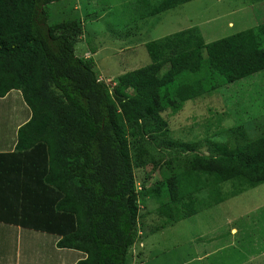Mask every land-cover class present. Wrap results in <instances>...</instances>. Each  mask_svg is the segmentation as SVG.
Returning <instances> with one entry per match:
<instances>
[{
  "label": "trees",
  "instance_id": "obj_1",
  "mask_svg": "<svg viewBox=\"0 0 264 264\" xmlns=\"http://www.w3.org/2000/svg\"><path fill=\"white\" fill-rule=\"evenodd\" d=\"M58 1L0 0V106L22 99L31 113L0 152V224L56 237L84 255L75 264H131L147 200L164 229L223 202L225 182L264 183V131L246 128L264 120V23L210 43L198 27L148 42L151 63L110 86L92 56L75 54L83 21L48 22ZM189 1L139 0L147 18ZM212 97L225 115L235 108L234 124L217 113L200 135L174 136L170 118ZM147 165L162 178H138Z\"/></svg>",
  "mask_w": 264,
  "mask_h": 264
},
{
  "label": "rangeland",
  "instance_id": "obj_2",
  "mask_svg": "<svg viewBox=\"0 0 264 264\" xmlns=\"http://www.w3.org/2000/svg\"><path fill=\"white\" fill-rule=\"evenodd\" d=\"M158 1L151 0L152 3ZM145 11L148 7L139 0H60L50 5L48 22L83 21L84 33L75 46V54L92 56L101 78L110 86L118 76L151 63L146 49L148 42L198 27L205 41L210 43L264 23V0L256 4L253 0H191L158 18L142 16ZM194 102L188 101L182 113L170 118L174 136L188 140L191 136L182 133L185 126H194V134L200 135L205 123L217 120V113L223 116V126L234 124L235 108L228 111L230 115H225L229 109L221 97ZM2 104L0 110L5 113L7 105ZM19 104L23 106L22 99ZM19 104L10 106L8 118L14 116V110L19 115ZM241 104L237 102L235 106ZM242 108L243 114L236 118L239 126L243 117L248 120L244 113L246 108ZM263 122L261 119L257 128L246 126L251 137L264 131ZM167 159L165 156L160 163ZM158 170L147 165L144 170L136 169L135 172L138 178L146 174L157 180L162 178ZM222 186L223 202L205 207L196 215L164 229L155 211L156 204L147 200V206L141 207L140 217L145 228L131 249V264H218L216 259L219 264H241L243 261L264 264V183L242 188L225 182ZM233 228L236 231H232ZM226 257L230 259L221 261Z\"/></svg>",
  "mask_w": 264,
  "mask_h": 264
},
{
  "label": "crops",
  "instance_id": "obj_3",
  "mask_svg": "<svg viewBox=\"0 0 264 264\" xmlns=\"http://www.w3.org/2000/svg\"><path fill=\"white\" fill-rule=\"evenodd\" d=\"M16 104L19 103H9L7 110L10 111V106ZM20 107L19 115L14 110L12 118H8L7 114L0 110V139H2L0 152H11L14 150L17 143V131L31 116L30 111L26 109L25 103H23V106L20 105ZM3 115L5 117L2 119ZM28 245L32 247H27ZM204 256L206 255L202 257ZM83 257L84 255L78 252L59 249L57 247V238L54 236L48 237L40 233L23 230L20 227L4 223L0 224V264H75ZM229 259L226 257L221 261L226 262ZM216 262L219 264L220 261L216 259ZM247 262L243 261L241 264H246Z\"/></svg>",
  "mask_w": 264,
  "mask_h": 264
}]
</instances>
